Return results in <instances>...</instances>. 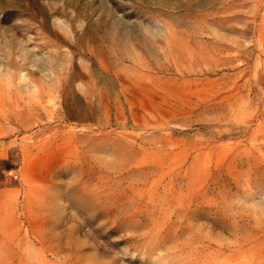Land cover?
Here are the masks:
<instances>
[{"label": "rangeland", "instance_id": "rangeland-1", "mask_svg": "<svg viewBox=\"0 0 264 264\" xmlns=\"http://www.w3.org/2000/svg\"><path fill=\"white\" fill-rule=\"evenodd\" d=\"M0 264H264V0H0Z\"/></svg>", "mask_w": 264, "mask_h": 264}]
</instances>
